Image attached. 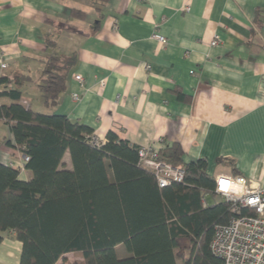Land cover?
I'll use <instances>...</instances> for the list:
<instances>
[{
	"label": "crops",
	"instance_id": "0c3cea01",
	"mask_svg": "<svg viewBox=\"0 0 264 264\" xmlns=\"http://www.w3.org/2000/svg\"><path fill=\"white\" fill-rule=\"evenodd\" d=\"M99 7L90 0H0V61L8 64L0 76L22 90L25 104L79 120L101 140L113 131L140 147L178 142L187 161L205 158L215 176L264 182V0H108ZM216 34L220 42L212 46ZM54 55L75 61L58 104L49 107L39 85ZM1 126L0 162L21 160L7 143L9 126ZM64 159L71 168L69 153ZM30 177L26 169L20 174ZM21 250L9 232L0 264H20Z\"/></svg>",
	"mask_w": 264,
	"mask_h": 264
},
{
	"label": "trees",
	"instance_id": "16d2710c",
	"mask_svg": "<svg viewBox=\"0 0 264 264\" xmlns=\"http://www.w3.org/2000/svg\"><path fill=\"white\" fill-rule=\"evenodd\" d=\"M96 8L108 0H90ZM83 12L71 8V14ZM52 42H48V45ZM74 57L50 56L39 87L49 107L66 89ZM0 120L8 145L28 156V180L0 162V243L9 232L22 243L20 264H226L211 242L217 224L234 216L230 202L215 204V175L205 158L186 160L178 142L164 143L159 158L185 171L181 182L161 187L140 157V146L109 131L93 145L94 129L64 114L38 111L0 76ZM69 153L71 168L65 163ZM244 213H254L244 209ZM129 253L119 257L118 245Z\"/></svg>",
	"mask_w": 264,
	"mask_h": 264
},
{
	"label": "built area",
	"instance_id": "2783aa9c",
	"mask_svg": "<svg viewBox=\"0 0 264 264\" xmlns=\"http://www.w3.org/2000/svg\"><path fill=\"white\" fill-rule=\"evenodd\" d=\"M182 10L190 11L191 4H184ZM153 38L163 44L167 43V38L159 32H154ZM219 42L220 36L216 34L211 45L217 46ZM2 59L0 68L6 69L8 64ZM75 79L85 87L82 75L76 74ZM100 85L104 86L105 81L101 80ZM72 97L75 101H80L82 95L75 92ZM22 101L24 104L27 102L23 98ZM92 138V144L99 145L101 139L97 135ZM159 149L155 145L140 148L144 166L154 173L161 187L183 181L185 171L182 166L162 161ZM28 160V156L21 155V160L11 162V165L23 172ZM215 183V193L231 203L234 216L229 223L215 226L211 242L214 254L223 258L226 264H264V182L243 175L219 173L215 176ZM246 208L254 213H244Z\"/></svg>",
	"mask_w": 264,
	"mask_h": 264
},
{
	"label": "rangeland",
	"instance_id": "374dc122",
	"mask_svg": "<svg viewBox=\"0 0 264 264\" xmlns=\"http://www.w3.org/2000/svg\"><path fill=\"white\" fill-rule=\"evenodd\" d=\"M1 129H5V126H1L0 127ZM221 199V196H218L216 198V200H219ZM208 200H211V197H208ZM116 252H117V255L121 258L123 257H126L129 255L126 247L122 244L118 245L116 247ZM82 260V257L79 255V254H75V253H69L66 257H65V261H60L61 262H64L66 264H73L74 262L76 261H81ZM179 264H182L180 261H178Z\"/></svg>",
	"mask_w": 264,
	"mask_h": 264
}]
</instances>
